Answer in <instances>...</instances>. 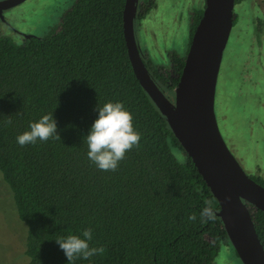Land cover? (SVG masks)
I'll return each mask as SVG.
<instances>
[{
    "label": "trees",
    "instance_id": "obj_1",
    "mask_svg": "<svg viewBox=\"0 0 264 264\" xmlns=\"http://www.w3.org/2000/svg\"><path fill=\"white\" fill-rule=\"evenodd\" d=\"M139 2L134 27L152 7ZM123 5L74 0L41 36L18 42L0 35V173L26 226L25 264H69L55 238L84 228L92 230L90 246L104 250L74 264H215L229 242L216 198L133 73ZM201 13L189 14L190 37ZM258 24L264 28V19ZM169 56L168 65L142 60L171 96L184 55ZM109 100L130 111L140 140L115 171H101L86 157L84 135L96 104ZM51 112L59 138L16 143L30 121ZM205 202L215 219L201 224ZM190 213L196 221H188ZM252 218L264 249V211L255 209Z\"/></svg>",
    "mask_w": 264,
    "mask_h": 264
},
{
    "label": "rangeland",
    "instance_id": "obj_2",
    "mask_svg": "<svg viewBox=\"0 0 264 264\" xmlns=\"http://www.w3.org/2000/svg\"><path fill=\"white\" fill-rule=\"evenodd\" d=\"M73 1L23 0L5 8L2 15L13 29L41 36ZM150 1L152 7L135 24V38L141 57L154 65H168L170 52L185 55L189 14L202 8L204 0ZM233 18L217 76L215 116L226 146L242 169L252 178H264V28L258 24L264 19V0H237ZM9 29L0 19V35ZM25 234L26 226L0 173V264L26 263ZM214 261L242 264L230 242L220 246Z\"/></svg>",
    "mask_w": 264,
    "mask_h": 264
},
{
    "label": "water",
    "instance_id": "obj_3",
    "mask_svg": "<svg viewBox=\"0 0 264 264\" xmlns=\"http://www.w3.org/2000/svg\"><path fill=\"white\" fill-rule=\"evenodd\" d=\"M21 1L0 0V9ZM137 4L138 0H124L122 9L123 36L133 73L216 198V214L242 264H264V249L252 218L255 209L264 211V186L247 175L229 151L214 110L234 0H204L171 96L156 84L142 60L134 32Z\"/></svg>",
    "mask_w": 264,
    "mask_h": 264
},
{
    "label": "clouds",
    "instance_id": "obj_4",
    "mask_svg": "<svg viewBox=\"0 0 264 264\" xmlns=\"http://www.w3.org/2000/svg\"><path fill=\"white\" fill-rule=\"evenodd\" d=\"M96 116L84 135L86 157L88 161L101 171H115L118 164L125 158V153L138 146L140 133L133 126V116L120 101H106L96 104ZM7 123H11L8 121ZM59 138L57 124L52 114H43L38 119L29 122L28 130L16 136L20 146L36 144L37 141H47ZM188 221L197 220L196 214H189ZM215 219L214 209L210 203L199 211V222H212ZM93 240L91 228H84L79 234H67L55 238L69 264L77 259L89 260L103 252V247L90 246Z\"/></svg>",
    "mask_w": 264,
    "mask_h": 264
},
{
    "label": "flooded vegetation",
    "instance_id": "obj_5",
    "mask_svg": "<svg viewBox=\"0 0 264 264\" xmlns=\"http://www.w3.org/2000/svg\"><path fill=\"white\" fill-rule=\"evenodd\" d=\"M20 3V2H19ZM139 4H140V2L138 3V6H139ZM141 5H143V3H141ZM12 6H14V5H12ZM137 6V7H138ZM5 8H3V9H0V11H1V15H2V12H3V10H4ZM2 17H3V15H2ZM0 19L7 25V26H9L10 27V31L9 32H7L6 34L7 35H9V34H11V35H9L13 40H15V41H21V40H23L24 38H25V34H29L28 32H26V31H22V30H15V29H13L5 20H4V17L3 18H1L0 17ZM6 34H4V35H6Z\"/></svg>",
    "mask_w": 264,
    "mask_h": 264
}]
</instances>
